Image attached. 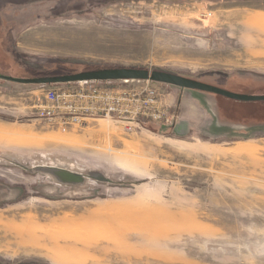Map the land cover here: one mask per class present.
I'll return each mask as SVG.
<instances>
[{
  "label": "rangeland",
  "instance_id": "rangeland-1",
  "mask_svg": "<svg viewBox=\"0 0 264 264\" xmlns=\"http://www.w3.org/2000/svg\"><path fill=\"white\" fill-rule=\"evenodd\" d=\"M89 66L264 94V0H0V74ZM77 86L0 80V264H264L262 102L204 94L207 125L176 122L166 103L173 127L132 132L39 117L44 91Z\"/></svg>",
  "mask_w": 264,
  "mask_h": 264
},
{
  "label": "built area",
  "instance_id": "built-area-1",
  "mask_svg": "<svg viewBox=\"0 0 264 264\" xmlns=\"http://www.w3.org/2000/svg\"><path fill=\"white\" fill-rule=\"evenodd\" d=\"M143 82V86L132 89L107 82H77L75 89L44 91V102L39 101L35 110L62 132L86 128L98 120L122 124L128 132L143 129L145 124L172 126L169 106L152 82Z\"/></svg>",
  "mask_w": 264,
  "mask_h": 264
},
{
  "label": "water",
  "instance_id": "water-1",
  "mask_svg": "<svg viewBox=\"0 0 264 264\" xmlns=\"http://www.w3.org/2000/svg\"><path fill=\"white\" fill-rule=\"evenodd\" d=\"M0 80L22 84V85H34V86L60 85V84H70L77 82L112 83V82H124V81L127 82L148 81L152 83L172 86L181 90H190V91H198L202 93L213 94L237 102L264 103V95H247V94L233 93L225 89L212 86L209 84H205L190 78H186L180 75L167 73L163 71H157V70L149 71L144 69H132V68H111V69L106 68L95 71H84L74 74H66L55 77L34 78V79L14 78L0 74ZM49 170L59 180L65 181L67 183L73 184L78 182V180L80 181L79 183H81L82 181L78 179L81 177L72 174L70 171L66 170L65 168H60V169L51 168ZM95 177L98 179V176ZM103 180L105 179L103 178Z\"/></svg>",
  "mask_w": 264,
  "mask_h": 264
},
{
  "label": "crops",
  "instance_id": "crops-1",
  "mask_svg": "<svg viewBox=\"0 0 264 264\" xmlns=\"http://www.w3.org/2000/svg\"><path fill=\"white\" fill-rule=\"evenodd\" d=\"M161 93V96L163 97V103H168L175 107L171 109V113H173V116L177 115L176 122L180 123L184 120L186 122H194L196 124L203 122L207 125L210 121L211 116L208 114L209 110H207V112L205 109V104H208V101L210 102V100L206 101V98L201 96L204 95L201 92L181 90L177 88H175V90H171L170 88L164 87L161 90ZM92 123H90L87 127H89ZM171 127H173V125ZM199 128L200 130H203L206 129V126L202 124L199 126Z\"/></svg>",
  "mask_w": 264,
  "mask_h": 264
},
{
  "label": "flooded vegetation",
  "instance_id": "flooded-vegetation-1",
  "mask_svg": "<svg viewBox=\"0 0 264 264\" xmlns=\"http://www.w3.org/2000/svg\"><path fill=\"white\" fill-rule=\"evenodd\" d=\"M199 82H202V81H199ZM202 83H205V82H202ZM205 84H209V83H205ZM209 85H212V86H216V87H219V86H217V85H213V84H209ZM219 88H222V87H219ZM222 89H225V90H227V91H230V92H233V93H238L237 91H231V90H228V89H226V88H222ZM202 93V92H201ZM202 94H208V93H202ZM238 94H246V93H238ZM247 95H264V94H247ZM217 96V95H216ZM219 97H221V96H219ZM222 98H224V97H222ZM226 99V98H225ZM227 100H229V99H227ZM230 101H233V100H230ZM237 102V101H236ZM215 103L217 104L216 105V107H215V109H217L219 106H218V102L217 101H215ZM243 103H252V102H243ZM253 103H257L258 104V102H253ZM260 104H264L263 102L262 103H260ZM218 106V107H217ZM256 108H259L260 110H261V112H264V106H257ZM256 108H254V109H256ZM254 109H251V111H247V112H245V113H252V110H254ZM219 111V110H218ZM244 113V114H245ZM258 116H259V114H258ZM258 116H254L256 119L255 120H260L261 118H259ZM254 119V118H253ZM264 119V113H263V118H262V120Z\"/></svg>",
  "mask_w": 264,
  "mask_h": 264
},
{
  "label": "trees",
  "instance_id": "trees-1",
  "mask_svg": "<svg viewBox=\"0 0 264 264\" xmlns=\"http://www.w3.org/2000/svg\"><path fill=\"white\" fill-rule=\"evenodd\" d=\"M99 69H102V68H98V67H93V66H89V67H84L83 70L79 71V72H84V71H95V70H99ZM231 102H236V101H231Z\"/></svg>",
  "mask_w": 264,
  "mask_h": 264
}]
</instances>
